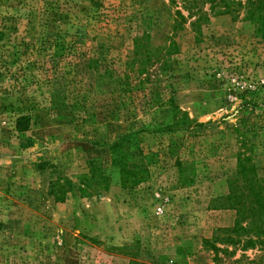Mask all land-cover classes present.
Returning <instances> with one entry per match:
<instances>
[{
  "label": "rangeland",
  "instance_id": "obj_1",
  "mask_svg": "<svg viewBox=\"0 0 264 264\" xmlns=\"http://www.w3.org/2000/svg\"><path fill=\"white\" fill-rule=\"evenodd\" d=\"M232 1L238 16L207 2L198 22L179 0H0V264H264L259 244L218 243L217 259L205 242L234 225L228 196L251 201L237 157L264 178V0L260 33L247 0ZM139 36L177 50L123 92L105 70L122 71ZM171 99L189 130L173 126ZM114 141L143 171L132 186L111 164ZM90 160L109 186L82 194ZM51 165L75 185L63 201Z\"/></svg>",
  "mask_w": 264,
  "mask_h": 264
},
{
  "label": "trees",
  "instance_id": "obj_2",
  "mask_svg": "<svg viewBox=\"0 0 264 264\" xmlns=\"http://www.w3.org/2000/svg\"><path fill=\"white\" fill-rule=\"evenodd\" d=\"M172 4L176 5V0H170ZM181 7L184 8L189 17H196L195 21H201L207 15L205 11L201 10L203 3H210V11L215 14L234 13V16H238L239 12L234 7V1L232 0H179ZM241 6V4H239ZM261 6L258 4V0H247L246 6V19L251 21L256 26V32H262L263 15L260 12ZM176 14L183 18L181 12L177 9ZM177 45L175 42H170L167 46L162 48H154L148 46L144 41V38L139 36L133 40V56L129 61H126L124 68L119 73L114 74L107 68L105 71L108 75L115 76V83L123 92H130L136 89V83L143 82V75L148 74V68L150 65L159 62L160 64L168 63V56L176 53ZM52 93L51 104L58 105V96L55 91ZM171 107V117L173 118V126L183 127L185 130H189L191 121L186 118V115L181 116L179 107L174 103L173 99L169 100ZM181 116L180 119H177ZM187 121H189L187 123ZM29 117L27 115H19L16 120V128L18 131L23 132L28 129ZM170 128H172L170 126ZM110 161L113 167L117 168L120 183L124 186H132L144 177L142 170L130 169L127 164V157L123 151L121 141H114L108 146ZM245 155V154H244ZM250 158L248 156L237 157V171L236 174L241 177H245L250 191L251 201L248 207H244L241 203L239 196L235 193L232 196H228L227 200L231 201L236 209L237 214L235 223L232 227L220 228L218 232L212 237V239L206 240V245L215 252V257L218 259L219 252H227L226 249L218 247V243L225 246H241L242 250L247 248H254L257 244L264 248V196L261 195L260 182L264 181V178H258L255 173V167L250 164ZM51 172L54 176L51 177L49 182V194L53 195L57 201H63L67 192L74 188L73 181L62 175V173L56 170L54 165ZM89 172L77 177V190L82 194H88L91 191L100 193L105 191L109 186V177L105 173V169L99 163L98 165L93 161H89ZM56 173V174H55ZM98 179V180H97ZM184 180V179H183ZM188 180H184L186 182ZM190 181V180H189ZM257 185L259 189L257 188ZM250 210V213H248ZM236 264L241 263V258L235 260ZM246 262L245 264H250ZM131 264H147L141 262H131ZM255 264V263H253Z\"/></svg>",
  "mask_w": 264,
  "mask_h": 264
}]
</instances>
